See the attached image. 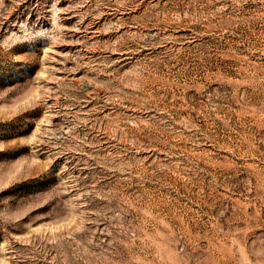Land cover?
Returning <instances> with one entry per match:
<instances>
[{
  "label": "rangeland",
  "instance_id": "1",
  "mask_svg": "<svg viewBox=\"0 0 264 264\" xmlns=\"http://www.w3.org/2000/svg\"><path fill=\"white\" fill-rule=\"evenodd\" d=\"M0 264H264V0H0Z\"/></svg>",
  "mask_w": 264,
  "mask_h": 264
}]
</instances>
